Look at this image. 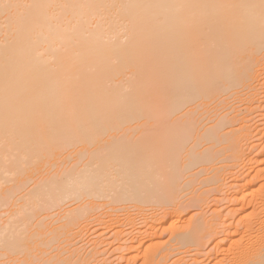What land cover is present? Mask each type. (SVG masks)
Listing matches in <instances>:
<instances>
[{"label": "bare ground", "instance_id": "bare-ground-1", "mask_svg": "<svg viewBox=\"0 0 264 264\" xmlns=\"http://www.w3.org/2000/svg\"><path fill=\"white\" fill-rule=\"evenodd\" d=\"M263 99L264 0H0V258L99 264L79 240L107 205L121 213L93 250L118 243L109 264H264V155L244 124ZM197 175L233 192L220 224H179ZM205 228L221 236L201 259ZM62 235L67 255L40 259Z\"/></svg>", "mask_w": 264, "mask_h": 264}, {"label": "rangeland", "instance_id": "rangeland-1", "mask_svg": "<svg viewBox=\"0 0 264 264\" xmlns=\"http://www.w3.org/2000/svg\"><path fill=\"white\" fill-rule=\"evenodd\" d=\"M262 104H263V106H260L259 104H257L260 107H257V105H255V107H257V112L254 114H251V116L249 115L248 116L249 121L247 123H244L247 126L250 125L249 129H251V130H249L250 134H249V138H248L249 139L248 144H251V145L257 144V147L258 146L259 147L264 146L263 145L264 144L263 143L264 142V138H263L264 132H262V130L264 131V129H263L264 124L262 125V123H264V102ZM240 108L242 110H244V106L239 107V109ZM243 116H244V114H243ZM197 117H199V118H197ZM194 118H197L196 122H198L200 125L207 124V111L203 112L200 109L196 110V114L194 115ZM250 118L252 119V121H250ZM239 126H240V124L237 123L236 126H234V128L235 129L239 128ZM261 126H262V128H260ZM234 128H229V130L234 129ZM137 132L138 131H136L135 134ZM259 147L258 148L255 147L253 150L251 149L252 151L250 150V148H248L246 150V152H251L252 156L257 155L259 153L264 155V149L259 148ZM245 148L246 147H244V149ZM82 153L83 152H75V153L71 154V156L69 158H67L64 163L58 164V168L56 166H52L50 170L53 172L55 169H59L60 171H62L64 173V172H67L73 168L74 162H78L79 165H82L83 162H85V160H86L85 156H83ZM241 171H243V172H239L241 174L238 173L240 179H242L248 173L253 174L252 169L247 168V169H243ZM41 177H45V175L42 174ZM202 177H203L202 175H197V176L189 177L187 179V180H190L192 182L182 192L181 202L183 204H186L187 207L185 209H183L184 214H183L181 220H179L180 222L178 221L179 224L181 223L180 225H183L184 223L191 220L192 216L195 217L196 220L195 219L194 220L196 222L198 219L201 220L203 218V220H204L206 218L207 219L211 218L212 219L211 223L220 224L221 219L218 217V214L213 212L214 209L220 208L222 206H224L225 208L228 209V206L230 205L229 196L233 192H231V194H229V192H228L229 195L226 193L227 195L224 194L225 196L224 195L222 196L221 191L226 192L228 190L227 187L222 186L221 188H219V186H217L216 183H214V185H213V184H211L212 182H203ZM228 179H229V177L227 178V182L228 181L231 182V180L233 178H230L229 180ZM218 188L221 191L218 190ZM219 195L222 196V199H223L222 202L218 201ZM98 203H101V202L98 201ZM67 207L72 208L68 203L63 205L64 209ZM227 209H225V213H227L226 212ZM58 212H59V210L45 212V215L47 213H49L47 215V218L43 219V221H39L40 217H38L34 221V223H37L36 221H38L37 226L40 229L39 232H41V230L44 231L45 228L47 229V231L45 230L46 234L42 233V235H40L41 236L40 238L46 239V237L51 235L50 232H48L49 229H52L59 224L58 218H60L61 214ZM94 212H95V214L101 215V217L97 216V218L103 219L104 221H108V216H110L112 214L121 213L120 211L115 213L112 209H110V206H107V205H100L98 208H96V210ZM200 215L202 216V218ZM48 216H50V217H48ZM99 219L91 220L90 226L84 228L85 230L83 229L82 236H80V238H82L81 239L82 242L80 240H79V242L81 245L84 244L83 246H86V247L82 246L84 248L83 254L92 253V255H93L95 253L93 257L96 260L100 259L98 261L99 264H105V263L107 264V262L109 264V262L113 261V259H116L119 255H121L123 253V251L122 252L119 251L118 243H116V242L111 243V245H109V242L112 239L108 240V238H106V242H107L106 244H108V245H104V246L101 245V247L98 248V250H93V247H94L93 242L95 241V238H96L95 235H98L99 233H103L107 230L106 227L101 224V222L97 221ZM194 224L195 223L193 222L192 226ZM142 227L144 228V226H142ZM214 228H216V226ZM209 231H208V228H205V230L201 233V238L199 241V243L202 245V247H200L201 255H198L199 257H201V259L207 258L208 251L212 247H214L216 239H218V237L221 236V234H216V233L214 235L210 236ZM109 232L110 231H107L105 234L108 235ZM107 235H106V237L110 236V235H108V236ZM170 235L171 234L166 233L161 237V239L158 238V240L161 242L160 244L165 245L166 242L170 243V245L175 244L176 240H174V242H172L173 238ZM69 241H70V236L66 237L65 235L59 236L58 239H56V240L49 241L46 244V246H44V251H45L44 254H38L39 258L43 259V258L51 257L52 255H54L56 253L62 254L63 256H66L67 253L72 249L71 245L69 244ZM86 241H87V243H86ZM106 248H107V252H106ZM53 249H56V250L52 251ZM104 250L106 253L104 252ZM74 257L76 258L75 255H74ZM28 259L31 260V257H29ZM89 260H92V259H89ZM92 261H94V260H92ZM0 264H20V263H17V261L12 262V258H8L6 256V257L0 258ZM93 264H95V261L93 262Z\"/></svg>", "mask_w": 264, "mask_h": 264}]
</instances>
